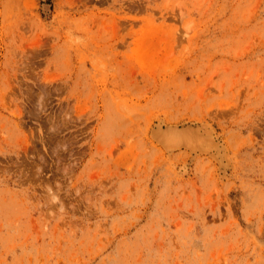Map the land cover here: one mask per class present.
Instances as JSON below:
<instances>
[{"label": "rangeland", "instance_id": "obj_1", "mask_svg": "<svg viewBox=\"0 0 264 264\" xmlns=\"http://www.w3.org/2000/svg\"><path fill=\"white\" fill-rule=\"evenodd\" d=\"M0 264H264V0H0Z\"/></svg>", "mask_w": 264, "mask_h": 264}]
</instances>
